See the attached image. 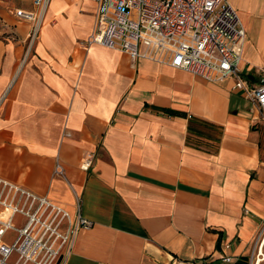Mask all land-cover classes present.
<instances>
[{"label":"crops","instance_id":"obj_1","mask_svg":"<svg viewBox=\"0 0 264 264\" xmlns=\"http://www.w3.org/2000/svg\"><path fill=\"white\" fill-rule=\"evenodd\" d=\"M230 1L246 31L241 74L260 84L264 0ZM18 9L37 11L0 0V178L93 221L65 264H255L264 121L234 77L89 44L94 0H50L34 41Z\"/></svg>","mask_w":264,"mask_h":264},{"label":"built area","instance_id":"obj_2","mask_svg":"<svg viewBox=\"0 0 264 264\" xmlns=\"http://www.w3.org/2000/svg\"><path fill=\"white\" fill-rule=\"evenodd\" d=\"M96 27L87 42L118 48L131 58L150 57L198 74L208 81L234 77L232 88L252 101L264 121V80L243 77L241 61L245 27L230 0H94ZM50 0H33L37 11L16 10L32 21L30 41L40 34ZM90 161L85 166H89ZM56 173H63L60 164ZM44 208V209H43ZM23 223L15 222L16 215ZM93 221L80 211L69 213L21 186L0 178V264H50L71 251L81 228ZM11 230L14 235L6 239ZM231 261V256L223 257ZM168 264H203L173 258Z\"/></svg>","mask_w":264,"mask_h":264},{"label":"rangeland","instance_id":"obj_3","mask_svg":"<svg viewBox=\"0 0 264 264\" xmlns=\"http://www.w3.org/2000/svg\"><path fill=\"white\" fill-rule=\"evenodd\" d=\"M43 209H44V208H43ZM15 222H16L17 224H22V223H23V217H22V215L17 214V216H16V218H15ZM13 235H14V232L11 230V231L9 232V234L7 235L6 239L11 240L12 237H13ZM263 263H264V262H262L261 264H263Z\"/></svg>","mask_w":264,"mask_h":264},{"label":"flooded vegetation","instance_id":"obj_4","mask_svg":"<svg viewBox=\"0 0 264 264\" xmlns=\"http://www.w3.org/2000/svg\"><path fill=\"white\" fill-rule=\"evenodd\" d=\"M17 216V215H16ZM18 225V224H17ZM14 231V230H12ZM63 262V253H59L58 255H56L52 260L50 264H62Z\"/></svg>","mask_w":264,"mask_h":264},{"label":"bare ground","instance_id":"obj_5","mask_svg":"<svg viewBox=\"0 0 264 264\" xmlns=\"http://www.w3.org/2000/svg\"><path fill=\"white\" fill-rule=\"evenodd\" d=\"M263 261H264V248H261L259 255L255 259V264H261Z\"/></svg>","mask_w":264,"mask_h":264},{"label":"trees","instance_id":"obj_6","mask_svg":"<svg viewBox=\"0 0 264 264\" xmlns=\"http://www.w3.org/2000/svg\"><path fill=\"white\" fill-rule=\"evenodd\" d=\"M240 264H242V263H240Z\"/></svg>","mask_w":264,"mask_h":264}]
</instances>
